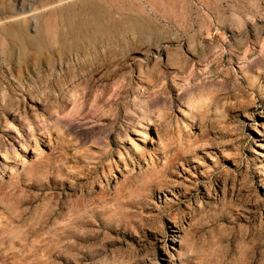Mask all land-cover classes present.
<instances>
[{
  "label": "rangeland",
  "instance_id": "1",
  "mask_svg": "<svg viewBox=\"0 0 264 264\" xmlns=\"http://www.w3.org/2000/svg\"><path fill=\"white\" fill-rule=\"evenodd\" d=\"M0 264H264V0H0Z\"/></svg>",
  "mask_w": 264,
  "mask_h": 264
},
{
  "label": "bare ground",
  "instance_id": "2",
  "mask_svg": "<svg viewBox=\"0 0 264 264\" xmlns=\"http://www.w3.org/2000/svg\"><path fill=\"white\" fill-rule=\"evenodd\" d=\"M83 7H84V6H83ZM87 8H88V7H87ZM92 8H94V7H92ZM113 45H114V44H113ZM93 51H94V50H93ZM91 52H92V51H90V52H88V53L91 54ZM99 59H100V58H99ZM93 61H94V60H93ZM70 72H71V71H70Z\"/></svg>",
  "mask_w": 264,
  "mask_h": 264
}]
</instances>
